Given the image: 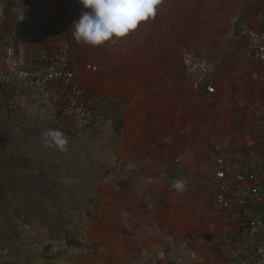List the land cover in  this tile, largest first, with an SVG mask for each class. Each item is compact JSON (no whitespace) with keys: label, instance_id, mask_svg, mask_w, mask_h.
<instances>
[{"label":"crops","instance_id":"obj_1","mask_svg":"<svg viewBox=\"0 0 264 264\" xmlns=\"http://www.w3.org/2000/svg\"><path fill=\"white\" fill-rule=\"evenodd\" d=\"M260 1L245 3L243 28L238 25L245 42L244 28L264 26V7L253 6ZM18 36L19 40L7 34L0 42V58L7 46L14 45L17 64L35 69L45 64L50 52L67 51L79 70L78 81L92 91L106 115L91 127L96 137L88 138V145L93 153L84 150L76 160L77 167L92 165L102 173L93 201L65 207L74 234L69 238L81 243L68 247L74 264H255L257 246L264 243V203L244 209L233 200L228 207L216 201L213 172L218 157L225 158L227 181L235 191L245 186L235 181L236 174L248 170L264 174L258 164L264 154V123L238 106L234 111L229 108L235 102L225 93L234 85L228 72L195 81L197 72L214 71L204 57L203 63L188 64L192 70L198 65L192 78L187 75L190 80L175 61L160 62L158 51L143 62L134 46L117 45L122 38L101 47L85 44L89 62L74 52L83 51L77 44L70 48L62 33L52 37V49H38V41L31 49L25 37ZM87 63L98 69L89 70ZM259 79L264 82V72ZM205 82L217 92L206 91ZM35 97L40 98L38 93ZM244 103L237 100L240 106ZM113 118L121 120L119 135ZM229 122H235L233 129L227 128ZM250 140H256L251 151L246 148ZM68 175L65 180L80 181L79 170ZM177 182L184 184L183 190L175 187ZM70 197L76 201L75 194L66 198Z\"/></svg>","mask_w":264,"mask_h":264},{"label":"rangeland","instance_id":"obj_2","mask_svg":"<svg viewBox=\"0 0 264 264\" xmlns=\"http://www.w3.org/2000/svg\"><path fill=\"white\" fill-rule=\"evenodd\" d=\"M247 1L250 0H220L219 3L218 0H161L156 15L141 22L117 45L134 46L143 62L158 51L160 62L175 61L179 72L191 78L196 69L192 70L185 60L200 64L205 57L215 66H212L214 71H206V75L197 72L193 79L202 81L209 74L212 77L222 70L228 72L234 85L225 93L235 102L233 108H229L234 111L238 106L240 111H247L264 123V82L259 79L264 70L252 58L239 33V28H243L240 24ZM256 5L253 6L264 7V0ZM81 9L78 0H0V37L5 39L8 34L19 40L20 35V39L25 37L31 49L36 48L34 41H38V49H52V37L62 33L70 48L77 44V49L83 51L74 52L82 53L81 59L90 62L86 45L76 42L74 27H71ZM208 52H213V56ZM3 85L6 87H0V180L4 185L0 188V264H74L69 253L53 263L41 253L47 244L53 250H68L64 238H74L68 227L71 218L66 216L65 207L73 203L72 207L79 208L75 205L78 201L71 202L74 197H66L71 193L82 195L81 205L83 201L88 205L93 201L96 179H100L102 173L92 165L77 167L76 155L78 150L80 156L84 150L93 153L88 138L96 136L85 133L87 131L78 134L73 123L59 119L57 109L45 108L41 97H35L37 93L30 94L14 83ZM237 100L244 101V105H238ZM234 123L229 122L227 128L233 129ZM53 131L62 134L61 138L65 140L62 147L55 143L49 146L45 142V133ZM79 145L83 149L81 153ZM21 156L32 158L33 166H42L46 173L37 175L36 170L16 173L13 160ZM3 162L11 165L3 166ZM74 170H79V175L88 180L93 178L95 186L89 181L79 184V181L65 180ZM47 202H53L48 209L45 208Z\"/></svg>","mask_w":264,"mask_h":264},{"label":"built area","instance_id":"obj_3","mask_svg":"<svg viewBox=\"0 0 264 264\" xmlns=\"http://www.w3.org/2000/svg\"><path fill=\"white\" fill-rule=\"evenodd\" d=\"M242 36L246 39L252 58L264 70V26L259 29L244 28ZM0 42L3 40L0 39ZM5 53V56L0 58V83H14L21 89L34 90L45 103L54 104L62 118L74 122L79 127L93 125L97 102L92 91L78 81L79 70L70 53L56 49L47 55L44 65L35 69L17 64L14 45L7 46ZM87 68L93 71L98 69L91 63H87ZM207 91L216 93L217 88L209 84ZM255 143L256 140L248 141L246 148L253 150ZM225 164V158L218 157L213 172L217 180L216 201L219 206L228 207L233 200L238 208L252 209L264 203V174H261L260 170L236 174L235 181L245 186L235 191L227 181ZM258 164L263 165L264 169V154ZM256 251L255 264H264V243L258 244Z\"/></svg>","mask_w":264,"mask_h":264},{"label":"clouds","instance_id":"obj_4","mask_svg":"<svg viewBox=\"0 0 264 264\" xmlns=\"http://www.w3.org/2000/svg\"><path fill=\"white\" fill-rule=\"evenodd\" d=\"M81 14L71 27L77 43L103 46L106 42H116L137 29L141 22L156 15L161 0H78ZM24 18L22 14L21 20ZM58 131L45 133V142L51 146L65 144ZM175 187L183 190L184 184L177 182Z\"/></svg>","mask_w":264,"mask_h":264},{"label":"trees","instance_id":"obj_5","mask_svg":"<svg viewBox=\"0 0 264 264\" xmlns=\"http://www.w3.org/2000/svg\"><path fill=\"white\" fill-rule=\"evenodd\" d=\"M6 40V38L3 40V41H5ZM2 44H4V43H2ZM190 60V59H189ZM188 59H186L185 60V63H187V64H192V62L191 61H189ZM193 64H196V63H193ZM198 68V65H196V69ZM3 84H7V83H1L0 84V87L2 86V87H6V86H4ZM205 84V86H206V91H207V86L209 85V83L208 82H205L204 83ZM3 91H6V90H3ZM6 93V92H5ZM99 104H97V106H98ZM58 113H59V116L61 117V118H59L60 120H62V121H66L67 119H64V118H62V116H61V113H60V111H57ZM104 113H105V111L103 110L102 111V109L98 106L97 107V114H96V116H95V120H94V122H93V125H91V126H87V127H79V126H77V125H75V123L74 122H71V123H73V125H72V127L75 129V130H77L78 132V134H81V133H83V131H87V132H85V133H90V130H91V127H93L99 120H101V119H106V115H104ZM104 117V118H103ZM120 119H118V118H113V123H114V129H115V132H116V134L117 135H119V133H120V127H121V123H120ZM67 122H68V120H67ZM75 136V135H74ZM79 147H80V153H81V151L83 150L82 148H81V146L79 145ZM77 155H76V160H79L80 159V155H79V150L77 151ZM57 161V160H56ZM35 161L32 159V158H30L29 156H21V157H19V158H17V159H14L13 160V165L15 166V168H14V170H15V172L17 173L18 172V174H20V173H23V172H29L30 170H33V172L36 170V173H37V175L39 174V173H46V171L42 168V166H40V165H35V166H33V163H34ZM7 164L9 165L10 163L9 162H3V166H7ZM11 165V164H10ZM46 176H47V174H46ZM79 184L81 183H85L86 181H89L90 183H92V185L93 186H95V183H94V180H93V178H91V179H87L86 177H84L82 174L81 175H79ZM2 182H1V180H0V188L3 186L4 187V185L3 184H1ZM1 194V193H0ZM76 201H80L81 199H82V195H77L76 194ZM48 203V202H47ZM46 203V204H47ZM53 205V202H52V204H49L48 203V205H47V207L45 206V208H49L50 206H52ZM55 210V209H54ZM41 215H43V213H41ZM36 216H37V214H36ZM44 216V215H43ZM41 218H43V217H41ZM34 227H35V225H33ZM77 245V246H79V245H81V243L80 242H78V241H74V240H72L71 238H69V237H67V245L68 246H71V245ZM67 254V250L66 249H57V250H53L52 249V246L50 245V244H47V245H45L44 247H43V250H42V253H41V255L44 257V258H46L47 260H52V263H53V261L54 260H58L59 258H62L63 256H65Z\"/></svg>","mask_w":264,"mask_h":264}]
</instances>
